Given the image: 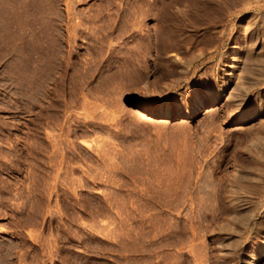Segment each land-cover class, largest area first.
<instances>
[{
    "label": "rangeland",
    "instance_id": "1",
    "mask_svg": "<svg viewBox=\"0 0 264 264\" xmlns=\"http://www.w3.org/2000/svg\"><path fill=\"white\" fill-rule=\"evenodd\" d=\"M8 1L0 0V7L14 4L17 10L0 8V15L6 12L0 43L11 46L0 56L6 122V138H0V264H148L150 190L163 189L169 174L174 181L196 172L209 178L247 164L252 142L264 135V113L232 124L245 104L220 99L193 119L132 117L131 106L163 110L179 104L184 110L205 84L194 76L192 89L180 68L167 73L172 53L182 57V51L162 58L150 53L136 81L131 31L119 38L114 30L132 10L131 0H39L36 10L35 0ZM238 8L224 22L247 20ZM144 24L155 27L152 18ZM216 31L220 36L221 28ZM191 41L194 55L208 48L206 37ZM48 44L55 46L54 56ZM46 53L52 69L43 62ZM40 61L47 71L39 75Z\"/></svg>",
    "mask_w": 264,
    "mask_h": 264
},
{
    "label": "bare ground",
    "instance_id": "2",
    "mask_svg": "<svg viewBox=\"0 0 264 264\" xmlns=\"http://www.w3.org/2000/svg\"><path fill=\"white\" fill-rule=\"evenodd\" d=\"M35 1L32 6L39 4L38 6L41 8L42 4L38 3L40 1L38 0L37 3ZM13 2L15 3V1ZM16 2L19 3V0ZM22 2H20L21 5ZM13 5L10 6L12 9H14ZM23 5L28 4L23 3ZM131 5L132 10L115 22L114 30L118 32L116 35L118 37L131 31L130 38L134 43L133 60L136 81L139 82L141 79L144 72L142 62H148L150 53L156 52V58H162L170 52L182 51V57L178 55L179 53H172L174 60L168 62L167 65L170 69L167 73L169 75L179 74L181 72H178L177 69L180 68L183 82L186 84L190 85L189 80L194 76L205 84L202 90L190 93L184 110L179 104L176 109L165 106L163 110L131 106L128 108V112L132 117L137 119L156 117L160 120L193 119L199 116L206 106L216 104L220 99H229L230 102L232 100L239 106L245 104L242 112L233 117L232 124L247 122L257 114L264 113V0H131ZM8 6L9 4L7 7L5 5L7 9L4 6L0 8L8 11L10 8ZM236 7H239L237 9L239 12L246 11L248 18L232 26L230 20H226V22L224 20L231 13L230 10ZM27 8H25V13ZM29 11L28 13L31 12ZM23 12L19 13L24 14ZM5 13L2 14L3 16L0 15L4 19ZM146 18H152L155 27L145 25ZM0 20L2 21V19ZM6 22L5 20L6 25H4L7 27ZM218 28H221L220 36L216 31ZM3 32L5 31H2L1 39L5 36ZM112 33L108 34L105 39L112 36ZM201 37L208 38V51L200 50L195 55L190 53L193 46L188 47L189 42L191 40L196 42ZM7 45L0 48V56L5 55L6 48L9 46ZM10 47H8L9 50ZM54 47L50 48L52 52L48 49L51 54ZM11 49L14 50L13 47ZM48 50L44 51L48 52ZM22 58L25 60L24 57ZM45 59L44 64L49 62L48 68L52 69L51 55L48 54ZM26 61L25 63L28 62ZM29 62L28 64H30ZM40 62L39 68L34 67L38 70L39 75L47 71L45 66L48 64L44 66L42 61ZM33 63L36 62L33 61ZM33 63L31 62L32 69ZM20 66L22 67V64ZM31 67L29 65L26 71ZM204 67L205 70H203ZM34 72V75L38 74ZM190 88L193 89V86L190 85ZM3 89L0 91L1 140L6 138ZM261 128L264 131V125ZM252 143L248 150L249 162L235 165L229 175L222 173V175H213L207 178L197 176L199 173L196 172L194 175L188 174L187 178L182 177L185 174H179V179L174 181L169 172V175L166 176L167 184L165 183L163 189L150 190L148 264H260L261 259L264 258V135ZM56 157L58 158V156ZM21 193L23 194V192ZM158 216L160 220H158ZM200 249L204 251V254L198 253ZM172 251L176 253L175 258L171 257Z\"/></svg>",
    "mask_w": 264,
    "mask_h": 264
}]
</instances>
